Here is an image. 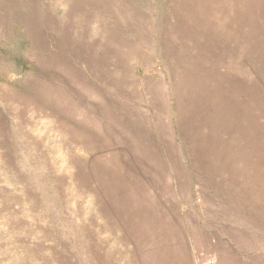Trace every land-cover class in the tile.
Returning <instances> with one entry per match:
<instances>
[{
    "label": "rangeland",
    "instance_id": "1",
    "mask_svg": "<svg viewBox=\"0 0 264 264\" xmlns=\"http://www.w3.org/2000/svg\"><path fill=\"white\" fill-rule=\"evenodd\" d=\"M0 264H264V0H0Z\"/></svg>",
    "mask_w": 264,
    "mask_h": 264
}]
</instances>
